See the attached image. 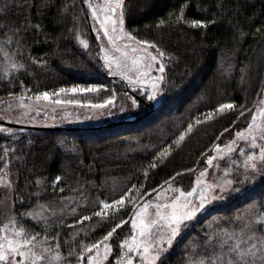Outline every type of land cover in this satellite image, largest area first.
<instances>
[{
	"label": "trees",
	"instance_id": "trees-1",
	"mask_svg": "<svg viewBox=\"0 0 264 264\" xmlns=\"http://www.w3.org/2000/svg\"><path fill=\"white\" fill-rule=\"evenodd\" d=\"M6 2L10 7L7 15L0 17V23L19 24L27 16L33 23L42 24L43 31L25 37L29 47L24 51L37 59H47L48 63L40 66L17 57L19 62L28 65L27 69L19 73L13 70L10 78H5V61L0 53V98L9 93L23 96H32L38 91L52 93L75 84H104L106 89L86 92V98L79 97L102 101L109 95L122 98L127 93L141 100L140 107L120 121L127 117L134 119L117 126L58 130L15 128L10 133H0V149L5 146L15 149L10 153L13 157L11 171L21 192L37 191L32 186L37 178H45L50 183L60 174L66 184L72 186L79 180L85 183L86 199L78 209L84 215L96 210L99 200L118 198L131 184L144 185L147 189L144 199L152 198L155 195L151 190L177 172L183 174L176 177L174 185L191 189L199 170L206 164L202 153H214L209 149L215 138L232 123L231 111L194 126L179 148L173 144L171 154L162 162L157 161L156 168L148 169V164L158 150L171 144L189 123H194L197 117L203 119L201 113H207L220 103L234 100L242 104L245 98L252 101L255 94L264 89V0H126V30L138 38L157 41L176 57L169 65V75L179 87H168L159 102L147 101L131 87L132 92L128 91L124 82L116 80L115 76L111 80L102 73L91 36L87 49L80 43V37L89 33L81 0H27L23 8L16 7L18 0ZM4 3L5 0H0V8ZM182 8L189 22L215 18L217 23L209 24L207 29L194 28L183 21L175 23L174 17ZM161 19L171 22L158 26ZM229 138L225 133L220 140L226 142ZM3 155L0 151V156ZM187 168L196 171L184 172ZM144 170L148 172L146 180ZM43 195L41 202L53 200L50 190ZM62 195L74 194L66 187L65 193L55 194V199L59 200ZM262 196L264 178L257 176L238 192L219 200L184 229L169 252L166 264H182L183 245L201 234L214 216L232 215ZM3 212L0 192V221H3ZM130 214L131 205L126 200L115 214L108 212L106 222L93 216L91 221L84 222L85 242L102 238L115 222ZM71 219L68 217V223ZM129 227L124 225L117 232L128 235Z\"/></svg>",
	"mask_w": 264,
	"mask_h": 264
},
{
	"label": "snow or ice",
	"instance_id": "snow-or-ice-1",
	"mask_svg": "<svg viewBox=\"0 0 264 264\" xmlns=\"http://www.w3.org/2000/svg\"><path fill=\"white\" fill-rule=\"evenodd\" d=\"M26 3L27 0H18L16 7L23 8ZM83 3L91 10L93 19L99 21L98 33L102 29L111 45V49H103L102 59L112 74L122 76L139 96L152 102H159L168 87H179L169 75V65L176 57L157 41L138 38V35L126 30V0H104L102 5L94 4L93 0H83ZM9 7L5 0L0 8V17L7 15ZM181 21L190 23L194 28L205 29L209 24L217 23L215 18L192 19L189 22L185 19L183 8L174 17L175 23ZM169 22L161 19L158 26ZM41 31L42 24L33 23L27 16L19 24L0 23V53H3L5 61V78H10L13 70L19 73L21 69H27L28 65L19 62L17 57L40 66L48 63L47 59H37L24 51L29 47L25 37ZM80 43L85 49L89 47L86 40H80ZM102 89H106V85L75 84L60 87L52 93L38 91L34 99L51 100L61 93L99 92ZM18 99L20 106L32 107L24 103L23 95ZM116 100L115 94L109 95L92 107H115ZM124 100L131 108L140 107L141 100L137 95L125 93ZM52 102L80 103L78 100L59 99ZM120 110H125L123 103ZM229 111L232 112V123L215 138L209 149L215 155L202 153L206 164L199 170L195 186L189 191L173 187L176 177L183 174L177 172L163 185L151 190L155 201L150 196L144 199L147 193L144 185L137 187L131 184L118 198L99 200L96 210L87 215L78 212L86 199L84 182L77 180L76 186L67 185L65 177L57 174L50 183L45 178H37L32 185L37 191L21 192L11 171L13 157L10 153L15 149L7 146L0 149L4 153L0 156V187L13 194L2 213L4 220L0 221V264H166L167 256L182 231L198 220L206 206L217 200H225L230 193L238 192L257 176L264 178V89L258 91L252 101L245 98L242 104L234 100L220 103L207 113H201L203 119L197 117L194 123H189L176 135L171 144L160 148L147 168L154 169L158 166L157 161L162 162L167 158L174 150L173 144L179 148L193 132L194 126ZM225 133L230 137L226 142L220 140ZM210 168L215 169L217 174L211 175ZM194 171L196 169H184V172ZM147 176L148 172L144 170L145 180ZM66 187L74 195H62L56 200L55 194L65 193ZM49 190L53 200L41 202L44 200L43 194L49 193ZM126 200L131 205V214L115 222L102 238L85 242L87 236L82 235L85 233L84 222L91 221L93 216L106 222L108 212L115 214L124 207ZM21 208L26 210L20 211ZM68 217L72 218L71 223H68ZM124 225H130L128 235L117 232ZM183 247L182 264H264V196L232 215L214 216L206 229L188 240Z\"/></svg>",
	"mask_w": 264,
	"mask_h": 264
},
{
	"label": "rangeland",
	"instance_id": "rangeland-1",
	"mask_svg": "<svg viewBox=\"0 0 264 264\" xmlns=\"http://www.w3.org/2000/svg\"><path fill=\"white\" fill-rule=\"evenodd\" d=\"M103 2L104 0H93L94 4L102 5ZM89 16L96 36L97 46L102 57L103 49L104 48L111 49V45L108 43L107 37L103 35L102 29H99V33H98L97 29L99 27V21L93 19L90 9H89ZM80 40H86L89 44L90 34L88 33V36L82 35L80 37ZM105 68L106 71H108L112 76L116 77V80L124 79L122 76L118 74H112V72H110L106 66ZM125 81L126 83H128L127 80ZM129 87L131 86L129 85ZM132 89L137 92L136 89L134 88ZM87 95L88 93L86 92H77V93L68 92V93H61L59 94L58 97L53 96L51 100H42V101H35L34 95L24 96L25 97L24 103L32 105L31 108H24L20 106V102L18 98L21 95H9L6 97H2L0 98V120L15 124H20V125L37 126V127L93 128V127L105 126L113 122H118L126 114H129L130 112H133L136 109V108H131L129 104L125 102L124 97L117 98L115 107L95 108L92 107V105L99 104L101 101H98L96 99L84 100L80 98L81 96L86 98ZM28 97H32V99L29 100ZM57 99H59L60 101L78 100L80 101V103L55 104L52 102ZM122 103L124 104V108H125L124 111L120 110V106ZM9 104L11 105V107H9ZM37 108L39 110H37ZM109 112L111 114H109ZM2 129H11L10 132H12L14 131L15 127L7 126L0 123V133H10L9 131H3ZM212 155H215V153H213ZM221 166L222 167L224 166L222 162H221ZM209 172L211 175L217 174L215 169L212 168L209 169ZM193 186H195V181ZM173 187H180V186L173 184ZM189 190H185V191H189ZM0 192L2 193L3 196V211H5L9 199L13 194L9 193L7 189L2 187H0ZM151 199L155 201L156 197L153 196ZM218 201L219 200L206 206L205 210L199 214V217L205 214L206 212H208L212 208V206L215 205ZM3 220H4V216H3ZM183 232L184 230L182 231V234Z\"/></svg>",
	"mask_w": 264,
	"mask_h": 264
},
{
	"label": "water",
	"instance_id": "water-1",
	"mask_svg": "<svg viewBox=\"0 0 264 264\" xmlns=\"http://www.w3.org/2000/svg\"><path fill=\"white\" fill-rule=\"evenodd\" d=\"M81 2H82L83 6H84V8L86 10V13H87V25H88L89 33H90V36H91V42H92V45L94 47V51L96 53L97 58L99 57L98 59H99L100 64H101L102 73L105 74L106 76H108L112 80V79H114V77L109 75L108 72L106 71L104 61H103V59H102V57L100 55V52H99V49H98V46H97L96 36H95L94 29H93V26H92V23H91V19H90V16H89V9L87 7V4L83 3V0H81ZM120 80L124 82V84L126 85L127 90L132 92L131 88L126 83V81L124 79H120ZM151 109H154V106H151ZM133 119L134 118H132V119L131 118H126L123 121H118V122H113V123L107 124V125H105V127L117 126L120 123L131 121ZM0 123H2L4 125H7V126H11V127H15V128H23V129H34V130H58V129H65L63 127H50L49 128V127H37V126L20 125V124H15V123L3 121V120H0Z\"/></svg>",
	"mask_w": 264,
	"mask_h": 264
}]
</instances>
